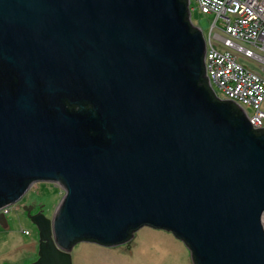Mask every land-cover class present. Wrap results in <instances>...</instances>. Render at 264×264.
Segmentation results:
<instances>
[{
  "label": "water",
  "instance_id": "obj_1",
  "mask_svg": "<svg viewBox=\"0 0 264 264\" xmlns=\"http://www.w3.org/2000/svg\"><path fill=\"white\" fill-rule=\"evenodd\" d=\"M186 12L0 0V209L38 181L65 189L52 216L23 206L39 230L29 264H73L76 239L117 245L144 225L193 264H264V127L200 84L206 39Z\"/></svg>",
  "mask_w": 264,
  "mask_h": 264
},
{
  "label": "rangeland",
  "instance_id": "obj_2",
  "mask_svg": "<svg viewBox=\"0 0 264 264\" xmlns=\"http://www.w3.org/2000/svg\"><path fill=\"white\" fill-rule=\"evenodd\" d=\"M190 20L199 27L206 40L209 39L211 27L215 21L213 13H203L196 0H189ZM222 21L217 23L213 31V41L219 48H224V42L215 37V33L223 36ZM252 47L249 42H242ZM254 48V47H253ZM259 59H253L233 49L239 60L250 68L259 71L264 76V51L261 46L254 48ZM247 110L252 111L251 107ZM255 128V127H254ZM65 194L64 187L59 182L38 181L34 183L19 201L13 203L6 214L7 224L0 226V264H29L38 257L39 230L36 224L27 216L24 205H34V212L43 205L45 213L52 216L61 198ZM29 230L26 234L24 231ZM35 242L32 249H15L22 244ZM93 241H79L71 250L73 264H193L191 253L184 241L177 238L171 231L162 228L142 226L134 232L133 237L125 244L108 248ZM21 257L27 259L18 260ZM123 258V259H121Z\"/></svg>",
  "mask_w": 264,
  "mask_h": 264
},
{
  "label": "built area",
  "instance_id": "obj_3",
  "mask_svg": "<svg viewBox=\"0 0 264 264\" xmlns=\"http://www.w3.org/2000/svg\"><path fill=\"white\" fill-rule=\"evenodd\" d=\"M196 2L203 13L215 15L209 39L206 40L204 59L210 85L220 99H232L243 107L253 127H264V76L241 62L233 50L236 49L249 58H260L254 48L261 46L264 51V0ZM190 8L192 10L195 7L189 5V10ZM219 21H222L221 28L227 36L216 32L215 37L224 42V48L217 47L212 36ZM242 42H249L252 47H247ZM248 107L252 111L247 110ZM11 205L4 206L0 212L7 214ZM24 232L28 234L29 230Z\"/></svg>",
  "mask_w": 264,
  "mask_h": 264
},
{
  "label": "trees",
  "instance_id": "obj_4",
  "mask_svg": "<svg viewBox=\"0 0 264 264\" xmlns=\"http://www.w3.org/2000/svg\"><path fill=\"white\" fill-rule=\"evenodd\" d=\"M183 1L185 2L186 7H187V12H186V14H185V18H186V19H189V18H190V14H189V0H183ZM196 30H197V27H195V26L193 25V27H192V31H196ZM200 84L209 90V93H210L211 97L213 98V100H215V101H217V100H218V101H226L227 103H229V105H230V109H231L232 112H235L237 115H242V114H243V112H242V110H241V106H240L239 104H237V103H235V102H233V101L222 100V99H220V98L217 96V94L215 93L214 89H213L212 86L210 85L209 80H208V77H207V75H206L205 62H204V60H203V73H202V76H201V79H200ZM85 105H86L87 108H90V105H89L88 103H86ZM68 107H69L71 110H73V109L77 110V109L80 108L78 105H74V104H70V103H68ZM260 129H261V128H254V130H255L258 134L260 133ZM135 231H136V230H131V232H130V236H129V237H132V236L134 235V232H135ZM83 240H86V241H93V242H98V241H96V240H94V239H83V238H78V239H76L75 241H73V245H74L75 243H77V242H79V241H83ZM181 240H182V239H181ZM98 243H99V242H98Z\"/></svg>",
  "mask_w": 264,
  "mask_h": 264
},
{
  "label": "crops",
  "instance_id": "obj_5",
  "mask_svg": "<svg viewBox=\"0 0 264 264\" xmlns=\"http://www.w3.org/2000/svg\"><path fill=\"white\" fill-rule=\"evenodd\" d=\"M0 226H1V224H0ZM145 226H149V225H145ZM149 227H152V226H149ZM152 228H155V227H152ZM181 240V239H180ZM96 243V242H95ZM97 244H99V243H97ZM100 245H102V244H100ZM121 244H118V245H111V246H108V245H102V246H105V247H108V248H115V247H117V246H120ZM35 246H36V243L33 241V242H31V243H29V244H22V245H19V246H17V247H15V249H21V250H23V249H25V248H29L30 250H31V252H33L32 251V249H34L35 248ZM24 259H27V257H21L20 259H18V260H22V261H24ZM121 259H123V258H121Z\"/></svg>",
  "mask_w": 264,
  "mask_h": 264
},
{
  "label": "flooded vegetation",
  "instance_id": "obj_6",
  "mask_svg": "<svg viewBox=\"0 0 264 264\" xmlns=\"http://www.w3.org/2000/svg\"><path fill=\"white\" fill-rule=\"evenodd\" d=\"M34 212V211H33ZM35 212H37V211H35ZM128 242V241H127ZM127 242H125V243H127ZM125 243H120V244H125ZM103 245V244H102ZM118 245V244H117ZM108 246H111V245H108Z\"/></svg>",
  "mask_w": 264,
  "mask_h": 264
},
{
  "label": "bare ground",
  "instance_id": "obj_7",
  "mask_svg": "<svg viewBox=\"0 0 264 264\" xmlns=\"http://www.w3.org/2000/svg\"><path fill=\"white\" fill-rule=\"evenodd\" d=\"M210 13V12H209ZM211 31V30H210ZM213 34V33H212ZM263 222H264V216H263Z\"/></svg>",
  "mask_w": 264,
  "mask_h": 264
}]
</instances>
